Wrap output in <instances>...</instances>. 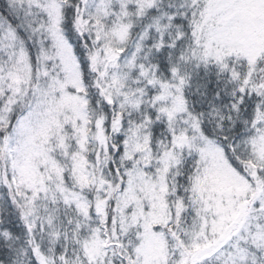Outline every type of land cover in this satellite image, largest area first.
Returning <instances> with one entry per match:
<instances>
[{"label": "snow or ice", "instance_id": "6c2138e0", "mask_svg": "<svg viewBox=\"0 0 264 264\" xmlns=\"http://www.w3.org/2000/svg\"><path fill=\"white\" fill-rule=\"evenodd\" d=\"M0 264H264V0H0Z\"/></svg>", "mask_w": 264, "mask_h": 264}]
</instances>
